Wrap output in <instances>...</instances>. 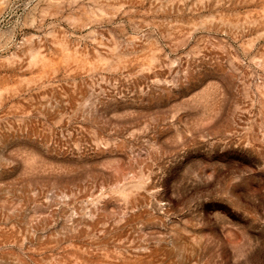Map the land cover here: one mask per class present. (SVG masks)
Returning a JSON list of instances; mask_svg holds the SVG:
<instances>
[{
    "label": "rangeland",
    "instance_id": "obj_1",
    "mask_svg": "<svg viewBox=\"0 0 264 264\" xmlns=\"http://www.w3.org/2000/svg\"><path fill=\"white\" fill-rule=\"evenodd\" d=\"M0 264H264V0H0Z\"/></svg>",
    "mask_w": 264,
    "mask_h": 264
}]
</instances>
